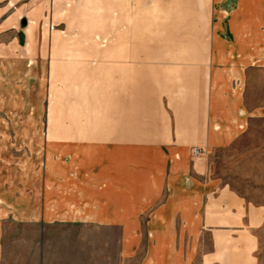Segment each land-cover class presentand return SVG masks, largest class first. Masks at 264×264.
<instances>
[{
	"label": "crops",
	"instance_id": "crops-1",
	"mask_svg": "<svg viewBox=\"0 0 264 264\" xmlns=\"http://www.w3.org/2000/svg\"><path fill=\"white\" fill-rule=\"evenodd\" d=\"M110 20L108 43L2 48L45 76L78 53L0 149V264H260L264 0H110Z\"/></svg>",
	"mask_w": 264,
	"mask_h": 264
},
{
	"label": "rangeland",
	"instance_id": "rangeland-1",
	"mask_svg": "<svg viewBox=\"0 0 264 264\" xmlns=\"http://www.w3.org/2000/svg\"><path fill=\"white\" fill-rule=\"evenodd\" d=\"M23 20L26 26L22 29ZM110 22V0H0V55L4 53L2 48L19 43L21 48L40 43H54L56 48L65 43H108ZM70 53L78 52L51 51L48 76L46 56L35 61V67L19 58L0 57V149L17 146L21 138L15 135L26 133L8 130L10 125L45 122L47 105L62 100L67 88L61 80V68L56 66H62L64 56ZM55 68L58 70L54 76ZM258 254L260 264H264V244Z\"/></svg>",
	"mask_w": 264,
	"mask_h": 264
},
{
	"label": "built area",
	"instance_id": "built-area-1",
	"mask_svg": "<svg viewBox=\"0 0 264 264\" xmlns=\"http://www.w3.org/2000/svg\"><path fill=\"white\" fill-rule=\"evenodd\" d=\"M198 153H199V150H197V149H194V150H193V154H194V155H196V154H198Z\"/></svg>",
	"mask_w": 264,
	"mask_h": 264
}]
</instances>
